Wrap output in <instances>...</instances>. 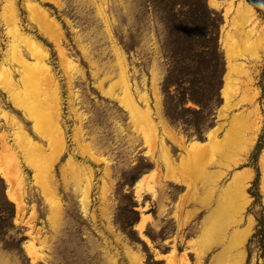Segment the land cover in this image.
<instances>
[{"label": "rangeland", "instance_id": "374dc122", "mask_svg": "<svg viewBox=\"0 0 264 264\" xmlns=\"http://www.w3.org/2000/svg\"><path fill=\"white\" fill-rule=\"evenodd\" d=\"M26 1H36L60 24L64 60L29 21ZM26 1L12 3L22 30L49 51L47 64L56 75L65 145L45 174L47 193L16 145L17 124L22 123L44 148L46 142L34 133L29 119L0 83V136L8 146L0 138V158L14 151L23 179L18 186L12 173L10 183L0 170V264H213L230 245L238 248L228 252L224 264H264V40L255 46V53L247 51L242 59L234 56L233 61L245 63L246 74H233L236 90L228 104L224 95L230 67L225 33L234 37L233 43L229 41L233 55L242 49L239 42L234 44L240 0H217L218 7L207 0L222 17L219 49L223 63L217 68L222 75L216 89L219 97L215 94L206 100L203 109L191 100L168 98L164 79L169 33L156 0ZM6 2L0 0V66L9 68L6 51L12 38L1 17ZM256 14L257 28L264 33V14ZM120 61L135 101L147 107L158 124V134L151 140H145L114 97L121 94L117 84ZM12 72L17 80V72ZM218 74L212 78V71L205 73L199 81L215 90ZM174 88L169 87L171 93ZM139 94H144L145 102ZM214 128L225 150L209 153L198 171L193 164L179 169L183 150L173 139L205 142L207 132ZM86 147L96 158L89 156ZM163 147L176 167L174 173L186 184L168 178L170 171L160 154ZM236 173L251 174L244 208L226 210L223 188ZM142 176V189L137 192ZM9 189L21 195V210L9 198ZM29 248L37 253L34 259Z\"/></svg>", "mask_w": 264, "mask_h": 264}, {"label": "bare ground", "instance_id": "6f19581e", "mask_svg": "<svg viewBox=\"0 0 264 264\" xmlns=\"http://www.w3.org/2000/svg\"><path fill=\"white\" fill-rule=\"evenodd\" d=\"M48 1L57 3L59 0H48ZM210 4L214 7L219 6L217 0H210ZM237 4H238L237 9L235 8L237 14L236 19L238 20V22L237 21L235 22L236 23L235 37L237 40L234 42V44L237 45L238 44L237 42H239L240 45L242 46V49L241 50L238 49L239 52L233 55L234 52L231 44L233 43L232 40L234 37L230 35L229 31L226 32L225 47H226V55L227 58L229 59V64H230L229 72L226 76V86L224 89V95L227 104L233 92L236 90V86L233 80V74L235 73L238 76H242L243 74H246L245 63L242 61H237V62L233 61V58H235L234 56L236 55L238 58L242 59L244 58V54L246 55L247 51L250 52L254 51L255 53L254 50L255 46L257 44H260L264 40V33H261L257 28L258 18L255 9L245 0H240L239 3ZM25 8L28 14L27 17L29 21L37 28V30L44 37H46L49 41H51L55 45L62 59L65 58L64 57L65 49L62 47V29L60 27V24L57 22V20L53 16H51L45 8H43L41 5L36 3V1L35 2L26 1ZM1 17L3 19L4 24L8 27L7 33L10 35L12 40L7 45V51H6L7 60L9 59L8 61L11 62V64L8 63L9 68L6 66L7 64L0 66V79H1L0 83H2L4 88L9 93L10 100H12L13 104L19 109H21L23 113L26 115V117L29 119L28 121L31 122L34 133L39 138H41L46 142L45 143L46 148H44L41 143H39L36 139H34L23 128V126L21 125L22 123L21 124L18 123L16 126L18 131L16 130V134H15L16 145L20 150V153L30 164L34 172L39 176L40 183L45 189V191L47 193H50V191L48 190L49 189L48 183L46 182L45 179V174L46 172H48V169L51 167L52 162L59 156L61 151L64 149L63 147L65 145L64 144L65 136L59 119V113H60L59 106L61 107V105H59L57 86L53 78L56 75L55 76L52 75V72L48 66L49 63L47 64L49 51L48 52L46 51L41 41H38L36 38L26 34L22 30L12 0H7L5 5L2 7ZM230 40L232 41V43L229 42ZM73 65H77V64H73ZM12 69H14V71H16L19 76L17 80L13 78ZM119 70L120 71L118 73L117 84L120 88L119 93L121 94L114 95V97H117L120 104L128 111L131 119L136 124L137 129L141 130L145 140L146 141L151 140L155 138L156 135L158 134L157 133L159 131L158 124L154 122V119L152 118L149 109L147 107L143 108L139 106L138 103L135 101L131 92L132 90H130L129 88L130 85L128 82V77H127L128 75L126 74L124 64L122 65L121 61H120ZM107 93L108 92H106V94ZM139 97L141 100L145 102L144 94H139ZM147 105H149V103ZM160 125L162 127L163 132L164 131L168 132V130L162 123ZM217 129L218 128H214L211 129L209 132H207L208 141L205 142L199 140H190L187 142H183V140L173 139L176 140V142L180 145V148L183 150V153L180 156V161L178 163L179 169H183L184 167H188L193 164L194 168L195 167L197 168L196 171H198L200 166L203 164V159L206 158L209 153L211 154V152L213 151L223 152L225 150L224 149L225 143L221 139H219L220 135H218ZM228 132H226V134ZM169 133L168 135L170 136ZM2 136L3 135H1L0 138L2 141V145L5 147L6 146L5 137ZM171 136L173 137V135ZM6 147L8 148V146ZM86 148L87 149L85 148L84 149L89 153V156L96 158L94 152H92V149L89 147ZM12 153L8 152L7 154L4 155L2 159L0 158V170L3 171L4 175L9 180L10 183L12 182L11 179V177L13 176L12 173L15 176H17L16 179L15 178L13 179H15V183L18 184L19 186L22 178L21 179L19 178L18 161L15 155ZM160 154L165 163L166 169L170 171V173L166 172V174L167 173L169 174L168 178L186 184L187 182L182 176H178L174 173L176 167L173 166V161L166 147L165 148L163 147V149L160 151ZM69 164L71 165V163ZM263 168H264V161H263ZM72 169H74L75 172L78 171L77 167L72 166ZM246 175L236 173L233 176L231 183L227 185L225 188H223L224 190L223 196H221L220 193L221 198L224 199L222 205L226 207V210H228L229 208L230 210L231 208L232 209L234 208L236 210L238 209L243 210L245 204L244 190H246L245 187L247 184V180L250 179L251 174L249 176ZM87 177H88V173H87ZM142 179L143 176L138 180L136 184L138 185L136 190L137 192H139L142 189V186H139L140 185L139 183H141ZM85 187L88 188L89 191L90 188L88 186ZM262 191L264 192V177L262 181ZM16 192H14L12 189H9L8 195L9 198L16 203L19 211L23 206V200L21 195ZM82 204L83 206L86 205V200H84V198L82 200ZM225 214H227L228 217L229 211H227V213ZM211 220L212 218H209V222H211ZM214 225H216V223ZM142 227L143 226L141 227L139 226L140 229ZM208 229H210L211 231V229L213 228L208 227L207 230ZM216 230L219 231L218 229ZM237 246L238 245H234V246L230 245L226 247L225 252L219 254V256L215 259L213 264H224V262L227 260L226 257L228 256L227 255L228 252L234 250L235 248L237 249L238 248ZM28 250H29V254L32 256L33 259L37 257V253L36 251H33V248H29Z\"/></svg>", "mask_w": 264, "mask_h": 264}, {"label": "trees", "instance_id": "16d2710c", "mask_svg": "<svg viewBox=\"0 0 264 264\" xmlns=\"http://www.w3.org/2000/svg\"><path fill=\"white\" fill-rule=\"evenodd\" d=\"M254 9L264 14V0H246ZM163 9L168 27L169 65L164 79L168 98L178 96L181 101L191 100L203 109L206 100H212L220 88L222 66L219 49L220 13L208 6L207 0H156ZM212 71L217 85L207 88L199 81ZM222 72V71H221ZM173 85L174 93L169 87ZM195 112H199L195 110ZM191 125L190 122H185ZM198 130V123H192ZM201 138L200 135H198Z\"/></svg>", "mask_w": 264, "mask_h": 264}]
</instances>
